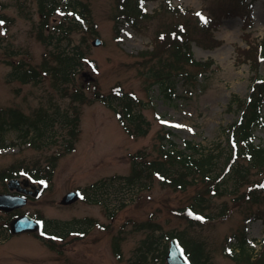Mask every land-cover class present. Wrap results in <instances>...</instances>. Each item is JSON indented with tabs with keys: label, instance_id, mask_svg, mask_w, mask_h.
Here are the masks:
<instances>
[{
	"label": "rangeland",
	"instance_id": "1",
	"mask_svg": "<svg viewBox=\"0 0 264 264\" xmlns=\"http://www.w3.org/2000/svg\"><path fill=\"white\" fill-rule=\"evenodd\" d=\"M56 1L63 4V0ZM78 1L88 8L87 29L92 33L77 26L70 29L67 36L72 39L71 45L78 44L85 55L96 62V71L90 73L88 63L83 62L74 77L76 86L84 83V96L91 101L72 100V85L69 84L66 90L62 88L63 84L56 86L50 74L49 64L55 63L53 53L67 47L65 36L61 38L62 34L55 26L62 17L61 12L51 13L41 28L43 18L39 0H0V15L5 14L8 19L3 30L0 23V123L3 120L9 124V111L33 119L40 116L46 121L45 124L39 121L40 129H43L42 143L22 141L20 131L3 125L0 143H8V146L0 148V189L3 177L16 174L15 171L10 173L12 168H25L30 174H37L38 170L45 172L52 156L58 155L53 170L51 168L49 188L31 202L35 207L29 208L42 209V216L49 221L46 230L61 235L53 240L52 246L35 234L7 236L1 227L4 218L0 212V264H161L152 257L143 258L137 250L146 236L152 234L147 225L159 226L154 230L156 235L184 231L187 236L203 238L206 247L211 249L208 264H246L225 254L223 248L228 245L235 254L239 250L240 229L244 227L246 247L252 249L251 258L259 254L260 240L264 236V211L256 217L257 213L253 214L255 204L237 205L230 194L213 195L206 213L212 215L225 203L231 206L227 211L229 215L217 216L213 223L203 226H189L185 218L172 210L187 204L194 193L201 191L204 183H192L183 191L162 185L157 176L151 180L134 178V182H128L126 177L131 173L130 154L143 151L153 157L156 154L153 145L157 144L163 129L172 132L169 138L177 148H183L185 139L206 148L219 141L221 145L226 144L222 127L238 115L233 104L229 108L228 99L231 94L244 96L253 72L250 57H244L240 50L249 49L251 44L263 39L264 0L243 1L246 6L238 0H139L140 8L148 13L154 11L157 17L142 19L137 16L136 24L123 18L116 20L117 0ZM165 1L171 5L181 4L196 15L198 11L206 12L211 17L218 8L221 19L219 24L211 26L212 34L202 36L198 33L199 42L190 39L194 58L211 59L210 68L192 84H185L177 76L172 95L166 94L155 83L149 84L146 77L151 62H143L149 56H140L141 51L151 48L154 35L168 28L167 24L176 16L164 12V7L172 9ZM126 3L132 4V0H126ZM227 6L231 12L225 11ZM243 13L248 19L239 16ZM39 31L47 37L45 42L37 37ZM49 35L53 40L48 39ZM95 36L101 38L99 45L91 44ZM166 55L163 53L164 58ZM15 68L32 70L39 76L22 81L10 74ZM257 71L264 76V58L257 64ZM89 79H93L103 93L115 83L124 91L132 92L139 100L137 111L149 122L148 132L130 137L114 111L95 100L91 89L93 83ZM73 112L79 120L78 138L73 143V150L62 153L66 147L67 126L61 120L64 114L60 116V113L72 115ZM26 122L24 119L22 128H26ZM31 130L32 134L26 139L34 138L35 128ZM253 133L254 142H261L264 126L258 125ZM72 189H80V198L70 205L60 204V197ZM259 207H264V199ZM165 235L159 245L161 249L163 243L166 246L168 243ZM183 243L186 245L185 241ZM179 245L192 263L194 259L185 246L180 242ZM187 245L192 249L191 242Z\"/></svg>",
	"mask_w": 264,
	"mask_h": 264
},
{
	"label": "trees",
	"instance_id": "2",
	"mask_svg": "<svg viewBox=\"0 0 264 264\" xmlns=\"http://www.w3.org/2000/svg\"><path fill=\"white\" fill-rule=\"evenodd\" d=\"M45 1H39L43 21H47L51 13L57 10L62 11V17L55 26L59 28L57 30L62 34L61 38L65 36L67 44V47L58 48L53 53L55 63L49 64L54 84L56 86L63 84L62 88L64 90L71 84L73 88V93L70 95L72 100L91 101V98H85L84 96L82 88L84 83L82 82L81 85L80 82V86H76L74 77L81 70L83 62L88 63L90 73L96 71V62L87 57L84 53L85 51L78 44L71 45L72 39L67 36L69 30L75 29L77 26L87 29L89 25V20L87 19L88 8L86 4L83 6L78 0H63L61 1L63 2L62 6L56 0ZM238 1L246 6L243 3L246 0ZM137 7L133 0L132 4L126 3L123 8L117 5L116 16H124L132 21L133 24H136L138 17L133 13L132 9ZM171 7L172 9L170 10L165 7L163 10L171 16L176 15L174 20L167 24L168 28L158 31L152 38L151 48L141 51L140 54V56L142 54L149 56L143 62H151V65L147 68L148 73L146 72L148 76L146 78L150 80L149 84H157L168 95L173 93L177 76H180L185 84H192L196 82V78L199 75H203V72L210 68L213 62L211 59L196 60L192 56L190 39L199 42L197 41L198 33L202 36L212 34L210 31L212 29L211 26L213 27L215 23L220 22V9L218 8H216L215 13L211 17L207 13H202V11H198L196 15L181 5ZM229 7L227 6V9L223 10L231 12ZM45 8L46 11H44ZM137 12L142 13V15L139 14L140 18L157 17L155 12L151 14L141 11L139 8H137ZM248 13L249 10L247 11ZM247 14L243 13L240 16L245 19ZM201 16L205 19H202ZM85 20H87V23L84 24ZM188 24L192 26L190 27ZM43 26V23L40 24L41 28ZM87 31L89 34L92 33L91 29H87ZM37 37L44 42L47 40V37L43 36L41 31H39ZM48 39L53 40L50 35ZM54 47H56V44ZM240 52L245 55L244 57H250V68H252L253 72L244 96L239 97L236 94H231L228 99L229 108H232L233 104L238 115L236 119L222 127V132L225 135L224 143L226 144L221 145L219 141L212 147L206 148L185 139L183 140V148H177L175 142L169 138L172 132L169 129H163L159 132L157 144L153 145V148L156 149V154L152 155L153 157H149L143 151L130 154L132 162L130 177H126L128 182H134V178L144 177L151 180L157 176L162 185L183 191L192 183H204L201 191L194 193L187 204L172 210L176 215L185 218L189 226H192V224H201L203 226L213 223L217 216L229 215L227 211L231 206L225 203L214 210L212 215L206 213L205 209L210 207L212 196L217 194L226 193L232 195V200L237 205L241 203L255 204L254 215L257 213V216H260L258 213L264 211V207H259V203L264 199V139L259 143H255L253 134L257 125L264 126V116L261 115V105L264 102V77L257 71V64L264 57V36L262 41H258L257 44H251L249 49H241ZM163 53L168 55L164 58ZM50 54L52 56L51 52ZM44 65L47 66L48 64L45 63ZM10 74L14 78H20L22 81H28L39 76L35 71L22 70L20 68H15ZM89 81L93 83L91 89L93 96L97 98L95 100L101 101L114 111L122 129L130 137L143 136L148 132L149 122L137 111L139 100L132 92L124 91L122 86L115 83L108 92L103 93L98 90L93 79H89ZM63 114L64 117L62 116ZM60 116H62L61 120L67 126L66 135L64 136L66 147L62 150V153H64L73 149V143L78 138L79 120L74 112L72 115L60 113ZM39 128H35V136L38 135L37 138H39L40 143L43 129ZM27 133L28 128L22 132L21 137H26ZM57 156H52L50 167L45 172L42 171L45 176H50L51 168L53 170L54 160ZM229 181L230 185H227ZM201 217L203 218L201 219ZM87 221L90 222V219ZM146 227L152 229V234L146 236V239L137 247V250L141 252L143 258L152 257L153 261L160 260L159 262L162 264L165 248L161 249L159 245L162 244V238L165 234L156 235L154 233V230L159 228L158 225H147ZM171 236L176 237L178 242L185 246L186 252L194 259L192 263L190 262L191 264H208V254L211 249L206 247V240L197 236H187L184 231L179 234L170 232L165 235L167 238ZM183 241L186 242V245ZM188 242L193 244L192 249L188 247ZM245 243L246 239L242 233L239 242L240 251L233 255L232 249L225 246L223 252L234 259L245 261L246 264H264V243L261 246V251L254 258H251L252 249H248ZM163 245L165 247V243Z\"/></svg>",
	"mask_w": 264,
	"mask_h": 264
},
{
	"label": "flooded vegetation",
	"instance_id": "3",
	"mask_svg": "<svg viewBox=\"0 0 264 264\" xmlns=\"http://www.w3.org/2000/svg\"><path fill=\"white\" fill-rule=\"evenodd\" d=\"M18 177V176H16ZM6 180V179H5ZM16 189V188H15ZM11 190L9 191L6 188L5 181L2 185V188L0 189V193H10L11 196L17 197L19 200V203H22L20 206L14 207L12 209H9L8 211L0 210L2 214V217L4 218V221L1 225L3 227V231L8 234L7 236H19L23 234H35L39 235V231L44 230L45 234V240H48L51 242L52 236H47V234L51 233V230H46V223L47 222L46 218L42 216V209L38 210L37 208L35 209H30L29 206L35 207V205H32V201L37 200L47 189L44 187H40L37 183H34L32 180L28 179V181H24V178L19 179L18 181V189L16 190ZM48 202L50 201L49 199L47 200ZM34 204V203H33ZM14 206V205H13ZM12 207V206H11ZM19 215H28L29 217L39 220L41 222V228L38 231L35 232H20V233H11L9 229V222L16 216Z\"/></svg>",
	"mask_w": 264,
	"mask_h": 264
},
{
	"label": "water",
	"instance_id": "4",
	"mask_svg": "<svg viewBox=\"0 0 264 264\" xmlns=\"http://www.w3.org/2000/svg\"><path fill=\"white\" fill-rule=\"evenodd\" d=\"M100 40L95 38L92 40L93 45H98ZM15 180L11 179L8 182L10 186ZM79 193L78 191H69L60 200L62 204H69L77 199ZM20 203L16 201L14 198H11L8 195L0 194V208L7 209L11 206H16ZM36 223V224H35ZM36 226H35V225ZM38 222L26 217V216H17L10 222V229L12 232H18L20 230H34L38 226ZM165 264H189L185 257L183 256L180 247L177 245L174 238L169 240V244L167 247V251L165 254Z\"/></svg>",
	"mask_w": 264,
	"mask_h": 264
},
{
	"label": "snow or ice",
	"instance_id": "5",
	"mask_svg": "<svg viewBox=\"0 0 264 264\" xmlns=\"http://www.w3.org/2000/svg\"><path fill=\"white\" fill-rule=\"evenodd\" d=\"M198 15H200V14L198 13ZM201 18H202V19H205L203 16H201ZM202 218H203V217H201V219H202Z\"/></svg>",
	"mask_w": 264,
	"mask_h": 264
}]
</instances>
